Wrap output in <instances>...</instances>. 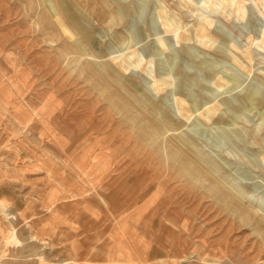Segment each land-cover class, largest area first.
<instances>
[{"label":"rangeland","instance_id":"obj_1","mask_svg":"<svg viewBox=\"0 0 264 264\" xmlns=\"http://www.w3.org/2000/svg\"><path fill=\"white\" fill-rule=\"evenodd\" d=\"M51 1L70 31L42 0H0V212L22 217L6 245L10 226L0 213V264H24L17 241L29 232L42 234L45 256L55 263L264 264L257 228L159 160L138 131L143 120L146 132L160 122L144 98H151L146 78L157 96L182 103L180 129L167 125V135L194 139L195 152L186 153L214 160L226 182L243 191L245 207L264 214V105L231 111L220 102L246 90L264 101V0ZM130 54L142 62L121 69ZM124 96L137 126L106 100ZM190 98L206 105L184 113ZM125 179L128 199L137 200L121 222L126 237L118 234L116 243L104 232H114L115 217L88 201Z\"/></svg>","mask_w":264,"mask_h":264},{"label":"bare ground","instance_id":"obj_2","mask_svg":"<svg viewBox=\"0 0 264 264\" xmlns=\"http://www.w3.org/2000/svg\"><path fill=\"white\" fill-rule=\"evenodd\" d=\"M42 1L45 4L49 5L48 12L53 17L54 22L59 26V28L62 31H70L68 29V27L66 26V24L61 19V16L58 14V11L52 5V1L51 0H42ZM108 1H110V0H105V3L108 4ZM73 4H75V3H73ZM125 9H126V7H124V6H121L120 9H119L120 13L122 14V16L125 15ZM116 14H114V15H116ZM117 15L120 16V14H117ZM156 16H157V18L159 20L160 16L157 15V14H156ZM113 18L115 19V17L112 16L110 20H112ZM68 19L70 20V22L74 26L80 28L81 30H84V29H82L83 27H81V25L78 23L77 19L74 16L68 15ZM164 19L166 21V18H164ZM171 20L173 22H175L174 19H171ZM166 22L168 23V21H166ZM168 25L169 24H167L166 26H168ZM201 33H202V31H201ZM201 33L196 34V35H199V36H197V38L202 39V36L200 35ZM156 42L158 43V45H162V43H163L162 37L161 36H157ZM220 43L223 44L224 43V39H221ZM81 52L84 55L79 54V56L80 55L81 56H86V52H84V50L81 51ZM136 58H137V60L133 57V55L130 54L127 57V59L123 60L122 63H119V67L121 69H127L130 66L138 67L139 64L142 62V59H140L138 55H136ZM81 68L83 70H85V71L89 70V73H95L94 70L91 69L87 65H82ZM109 68L114 73H117L120 70V68L114 66L113 64H110ZM209 75H210V77H214L213 76L214 75L213 72L209 73ZM143 81L147 85H149L147 91L150 93V97H151V98H149L148 96L144 95V98L146 100V104H147V106H149V108L152 109V112L155 111L154 113H156L159 116L160 122L158 123V125L156 127L152 126L153 127L152 128L153 131L151 130V132H149L150 131L149 129H148L149 131H147V132L143 131V130H146V129L143 128V126L145 124L149 125V122L145 123L146 121L143 120L144 125H142L143 123L139 122L140 123V127L142 126V128H138L139 133L142 132V137H140V138L143 141H145V143L148 142L149 145L152 148L155 149L156 155H157L159 160L163 161L164 164L175 168L177 173H179V175L184 176L185 178H189L192 181V183L194 185H196L197 187H199L200 189H202L205 194L210 195L215 200L216 204L219 205L222 209H224L226 212H228L232 216L236 217V219L241 221L243 224H246L248 226H255L257 228L258 235L261 236V243L264 246V214L263 215L260 214L262 216L256 217L257 211L253 207V205L249 204V205H247L245 207V205L243 204V201H242L243 198L245 199V197L242 195L243 191H241L239 188H237L238 185L236 187L235 186L232 187L229 183L226 182L227 181L226 177L220 174L221 170L219 171V169L217 168L218 165H217V163L214 160L212 162L208 161V160H206L207 157L205 158V157H203V155L201 156V155H198V154H195V153L194 154L196 156L191 158L186 153V151L195 152L196 148L194 149V146H195V144L193 142L194 139H191V140H186L185 139L184 140V139L181 138V135H178L179 132L177 134H175V136H174L175 138H173V139L170 136L167 135L168 132H169V130H167L165 128V126H167V125L170 128H172V130H174L175 132L180 129V124L179 123L182 122V121H180V120H182V118L180 119V116H181V112L180 111L181 110H180V108L178 106L179 103L175 101V98H174V103H168V100L170 99V98H168V97H170L169 95H168V97H167V95L163 96L166 99L165 98L162 99V97L160 98L159 96H157L156 93H154V91L156 90L155 87H154L155 85L152 86L153 84H155V81H152V83H153L152 85H151V80L143 78ZM160 82H161V85H163V86L165 84L167 85V83H168L166 79H162V80H160ZM150 85H151V88H150ZM104 93H105V89H103V91L100 94L104 95ZM118 97H117L116 100L114 98H111V97H106V100H108L107 103H109L110 107L115 109V111H116V113L118 115L125 116L126 123L131 124L133 126H137L138 125V122H136L137 117H133L131 115V112L134 111V109H136V108L131 106L132 103H129L130 101L128 102L127 101L128 99L125 98V96H124L125 99L122 98L123 96L120 97V98H118ZM189 100L190 101H189L188 108L184 109V113H188V112H191V111H198L204 105H206V104L200 105L201 103L198 104V101L193 99V98H190ZM220 102L222 104H224L225 106H227V108L229 110H231V111H239V110H242V109H244L246 107H253V106H256V105L257 106H259V105L263 106L264 105V101L259 98V96L256 94V91H252V90H246L242 95H237L236 96V100L233 101V102L232 101H226V100H220ZM179 105L181 106V108H183L181 102H180ZM215 108H216L215 106L214 107H208L205 110V112H204V117L205 118H209L208 116H211L213 114V110ZM137 110H138V108H137ZM145 110L148 111L147 108ZM138 111H136V112H138ZM136 114H139V113H136ZM145 114L146 113H143V115H145ZM138 117H140V116H138ZM142 118H140V119H142ZM217 120H224V119L218 118ZM131 125H130V127H131ZM169 137L171 139H169ZM136 138L138 139V137H136ZM134 139H135V137H134ZM137 144L139 145V143H137ZM127 145H129V144H127ZM147 162H148V160H147ZM174 165H177V166L174 167ZM127 182H128V180L125 179L119 185L118 184L117 185H109L108 184V185H106L105 189H101V190H104L103 191L104 194H103V192L100 193L98 191V193L96 194V198H91L88 201V203H90V204H96V206L98 207V209L100 211V214H108L109 216L113 215L115 217L114 220L110 218L112 220V223L114 224V227H116V228H114V232H112V230L111 231L108 230L106 225H105L106 226V230L104 232L111 233L109 236H110V238L112 240L116 241V243H120V239H119V235L118 234L124 235L126 233V228H123L124 226H123V224L121 222H126L128 220L127 219L128 218L127 212H129L131 210V208H133L134 203H136V200H137V199H134L133 197L128 199L127 196H129V192L124 190L127 187ZM155 186H156V183H155ZM166 186H168V185H166ZM151 188H154L153 184H151L149 186L148 191ZM110 190H112V192H110ZM1 212L3 214L2 216H4L6 218V222L8 221L9 226H10L9 233H8L10 239L6 240V245H7L9 242H12L13 239L16 237L17 229H16L15 225L20 222L19 220L22 217L19 214L16 215V213L14 214V213H12L10 211H7V210H4V209H1ZM129 216H130V214H129ZM31 227L33 228L32 225H31ZM7 229H8V227H7ZM118 231H120V232L119 233H115V232H118ZM113 238H115V239H113ZM47 241H48V239H47ZM17 242L19 243L18 245H20V248L22 247V249H23L22 250L23 254L21 255L22 258H20V259L23 260L24 264H63L62 262L55 263V262H49L47 260V258L45 256L46 254L44 253V250H45L44 247L46 245V242L42 238V234L39 235V234H35L34 232H29L27 234V236L24 238L23 241L18 240ZM14 243L15 242H13V245H14ZM26 244H31V246L34 248V250H31L30 246L27 247ZM3 246H5V245H3ZM71 263H73V262H71ZM64 264H66V263H64Z\"/></svg>","mask_w":264,"mask_h":264}]
</instances>
